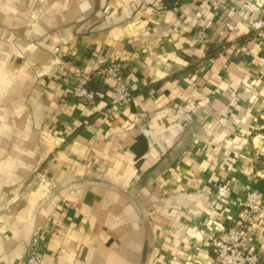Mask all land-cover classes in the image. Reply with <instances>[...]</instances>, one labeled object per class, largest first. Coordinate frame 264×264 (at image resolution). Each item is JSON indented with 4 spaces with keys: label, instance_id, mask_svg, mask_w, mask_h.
<instances>
[{
    "label": "crops",
    "instance_id": "crops-1",
    "mask_svg": "<svg viewBox=\"0 0 264 264\" xmlns=\"http://www.w3.org/2000/svg\"><path fill=\"white\" fill-rule=\"evenodd\" d=\"M264 0H0V264H215L264 183ZM204 30L208 43L196 40ZM126 66L134 100L72 96ZM252 245L264 264V221Z\"/></svg>",
    "mask_w": 264,
    "mask_h": 264
},
{
    "label": "built area",
    "instance_id": "built-area-1",
    "mask_svg": "<svg viewBox=\"0 0 264 264\" xmlns=\"http://www.w3.org/2000/svg\"><path fill=\"white\" fill-rule=\"evenodd\" d=\"M253 28L260 37L264 23L257 20L253 23ZM196 40L200 44H207L206 32L198 31ZM126 70V66L119 61L104 65L96 72L87 71L84 67L77 66L74 72L72 96L80 103L93 104L97 100V94L90 89V85L99 79L111 80L113 83L109 93L111 110L128 107L134 100V94ZM240 216L246 217L248 222L224 230L213 240L212 250L215 264L260 263L261 257L256 253L252 240L257 225L264 221V193L258 190L250 191ZM26 264H43L38 253L37 242L34 243Z\"/></svg>",
    "mask_w": 264,
    "mask_h": 264
},
{
    "label": "trees",
    "instance_id": "trees-1",
    "mask_svg": "<svg viewBox=\"0 0 264 264\" xmlns=\"http://www.w3.org/2000/svg\"><path fill=\"white\" fill-rule=\"evenodd\" d=\"M92 84L90 85V89L92 88ZM256 187H257V189H259L258 191L264 193V183L258 184V186H256Z\"/></svg>",
    "mask_w": 264,
    "mask_h": 264
},
{
    "label": "water",
    "instance_id": "water-1",
    "mask_svg": "<svg viewBox=\"0 0 264 264\" xmlns=\"http://www.w3.org/2000/svg\"><path fill=\"white\" fill-rule=\"evenodd\" d=\"M30 255V254H29ZM29 255H28V257L27 258H29Z\"/></svg>",
    "mask_w": 264,
    "mask_h": 264
}]
</instances>
